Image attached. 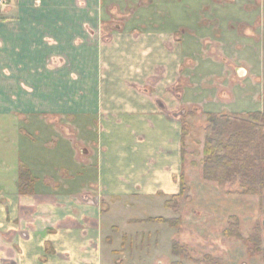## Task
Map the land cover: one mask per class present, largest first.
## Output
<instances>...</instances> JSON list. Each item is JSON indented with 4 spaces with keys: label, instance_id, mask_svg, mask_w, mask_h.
<instances>
[{
    "label": "crops",
    "instance_id": "obj_1",
    "mask_svg": "<svg viewBox=\"0 0 264 264\" xmlns=\"http://www.w3.org/2000/svg\"><path fill=\"white\" fill-rule=\"evenodd\" d=\"M190 105L264 110V0H6L0 260L264 264L225 235L252 231L260 197L184 152Z\"/></svg>",
    "mask_w": 264,
    "mask_h": 264
},
{
    "label": "trees",
    "instance_id": "obj_2",
    "mask_svg": "<svg viewBox=\"0 0 264 264\" xmlns=\"http://www.w3.org/2000/svg\"><path fill=\"white\" fill-rule=\"evenodd\" d=\"M207 117L209 125L206 128L207 137L202 160L205 179L216 181L223 187L238 184V192L258 195L260 208L264 212V111H207ZM33 181L30 170L21 163L20 190H30ZM185 190L182 179V193ZM159 220L163 221L162 218ZM171 223L175 224L177 221ZM239 227V219L232 218L225 235L242 237ZM258 229L259 226L245 238L248 245L252 241H261V236L256 233Z\"/></svg>",
    "mask_w": 264,
    "mask_h": 264
},
{
    "label": "rangeland",
    "instance_id": "obj_3",
    "mask_svg": "<svg viewBox=\"0 0 264 264\" xmlns=\"http://www.w3.org/2000/svg\"><path fill=\"white\" fill-rule=\"evenodd\" d=\"M5 4H6V0H0L1 6H4ZM261 111H264V110H261ZM215 113H223V112H215ZM226 113H239V112H226ZM27 116L30 117V115H27ZM0 117H3L2 112H0ZM5 125L6 124L4 123L0 124L1 133L3 131L2 127ZM10 125H11L10 130L12 131L18 130L17 123H12V124L10 123ZM184 125L186 127L185 130H184ZM208 125L209 123H208V117H207L206 110H201L200 108L193 107L192 105L186 108V115L182 116V130H183V133H185L184 152L188 155L189 158L194 160L196 163L198 162L202 164V160L204 158V145H205L206 137H207L206 128L208 127ZM12 141H11L10 146L14 148ZM2 143H7V140L3 136H1L0 138V147L2 146ZM13 160L15 161L16 159L11 158V161ZM15 176H16L15 172L10 173V177L12 179ZM225 189L228 192L237 194L238 184L227 185ZM257 226H259V229L256 233H258L261 236V241L259 243L256 241H252L248 245L247 242L245 241V238H248L257 229ZM229 237L240 238V240H242L247 246L251 247V249H249L248 247L250 256H258L260 257L262 262H264V212L262 213L261 219H259L255 227L252 229V231L248 235H246L245 237L243 235L242 237H238L235 235L229 236ZM0 264H5V263L0 260Z\"/></svg>",
    "mask_w": 264,
    "mask_h": 264
}]
</instances>
